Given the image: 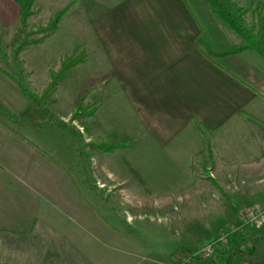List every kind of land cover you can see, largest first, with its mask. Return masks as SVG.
<instances>
[{"label": "crops", "instance_id": "obj_1", "mask_svg": "<svg viewBox=\"0 0 264 264\" xmlns=\"http://www.w3.org/2000/svg\"><path fill=\"white\" fill-rule=\"evenodd\" d=\"M66 6L58 28L43 41L65 18L79 21L84 29L77 33V44L98 60L96 80L101 84L114 79L142 130L160 146H167L192 120L208 134L240 118L264 122V78L242 61L246 51L212 62L196 46L197 39L213 49L241 42L219 22L208 0H35L30 19L44 25ZM18 30L16 0H0L2 46L6 35L18 40ZM5 76L0 70L1 85ZM13 137L15 142L5 147L0 140V264H175L172 253L179 246L193 249L225 233L217 224L209 234L193 225L176 232L178 238L172 239L167 254L104 253L91 227L101 226L104 232L112 228L94 208L81 207L77 185L82 181L72 180L59 166H27L29 158L19 160V152L13 150L19 144ZM250 162L254 180L264 186V151ZM210 174L215 178L211 170ZM233 182L234 190L242 185ZM261 201L264 196L254 206ZM77 211L79 217L73 215ZM233 222L229 243L246 253L235 264H264V225L239 228V220Z\"/></svg>", "mask_w": 264, "mask_h": 264}, {"label": "rangeland", "instance_id": "obj_2", "mask_svg": "<svg viewBox=\"0 0 264 264\" xmlns=\"http://www.w3.org/2000/svg\"><path fill=\"white\" fill-rule=\"evenodd\" d=\"M238 1L247 8L264 3V0H250V4L248 0ZM30 18V28L42 25ZM251 18L248 13V21ZM83 29L79 21L65 18L48 40L43 41L50 34L31 36V43L17 60L11 53L16 36L4 37L5 57L0 58V70L17 78L19 65L27 86L38 95L48 84L50 71L58 69L62 58L85 59L65 73L56 90L42 102L41 110L26 100L15 80L4 77L6 83L0 84V98L13 113L28 110L30 120L12 123L0 115L2 146L15 142L16 136L19 144L13 150L19 152V160L29 158L27 166H59L72 180L80 184L82 181L81 186L77 185L78 197L81 190V207L84 211L88 210L86 206L94 208L112 228L104 232L101 226L91 227L103 244L100 249L104 253L112 255L125 250L150 257L160 250L167 254L172 239L178 238L177 231L184 232L194 225L209 234L216 224L219 229L235 224V218L239 220L245 209L264 196V186L254 180L251 170L254 166L250 162L259 150L264 151V122L255 121L252 116L240 118L216 134H208L191 123L167 146H160L142 130L114 79L101 84L96 80L98 60L77 44V33ZM18 31L20 38V24ZM233 36L240 41L237 35ZM37 39L42 40L36 43ZM241 58L264 78V59L259 54L246 51ZM78 98V112L85 109L93 113L89 117L80 114L71 120ZM126 140L129 146L113 152L97 148ZM210 170L215 178L209 175ZM136 175L145 183L141 184ZM107 179L114 185L108 186L104 182ZM234 179L242 181L237 190ZM260 205L264 206V201ZM73 215L81 214L77 211ZM179 248L189 250L185 246Z\"/></svg>", "mask_w": 264, "mask_h": 264}, {"label": "trees", "instance_id": "obj_3", "mask_svg": "<svg viewBox=\"0 0 264 264\" xmlns=\"http://www.w3.org/2000/svg\"><path fill=\"white\" fill-rule=\"evenodd\" d=\"M16 2L19 7V24L22 36L18 38L11 53L13 58L17 60L20 53H22L25 47L31 43V36H33L34 34H44V36H47L53 33L58 28V23L61 17L66 13L68 7L66 6L62 10L53 14L46 25H41L35 29H32L29 27V18L35 13L33 8L35 0H16ZM208 2L211 7L212 13L217 17L219 22L232 33L237 35L240 38L241 42L228 48L213 49L201 39H197L196 46L204 54V56L213 62L216 59L236 55L243 51H253L259 54L264 59V3H258L254 8H247L242 6L238 0H208ZM248 13L252 15L250 21H248L247 19ZM42 39H37L35 40V42L39 43ZM0 55L1 58L4 59L5 56L2 48L1 38ZM84 59V57L73 56L62 58L59 62L58 69L55 71H50L49 82L40 95L33 92L27 86L26 82L23 79V74L19 65H17V78L10 76L4 71L2 72L10 79L16 81L18 90L32 106L41 110L42 102L56 90L60 80L63 79L65 73L72 67H74L77 63H79V61H83ZM79 102L80 100L78 98L75 102L76 111L71 115V120L75 119L80 114L89 117L93 113V110L86 111L85 109L83 110V112L79 113ZM243 113V110L239 111V114ZM0 115H5L12 123H22L28 122L30 120V112L28 110L13 113L8 109L1 98ZM191 123H194V121L192 120ZM126 146H129V141L127 140L111 144L109 143L98 145L97 148L104 152H113L116 149L124 148ZM260 155H262V153ZM260 158L261 156H258L256 159ZM136 177L141 184L145 183L144 180H142L137 175ZM222 229L225 233L229 231L228 227H223ZM188 249L191 250L190 248ZM240 258H246L245 251L234 248L231 243L228 242L222 248L217 250L214 260L204 262V264H235V261Z\"/></svg>", "mask_w": 264, "mask_h": 264}, {"label": "built area", "instance_id": "obj_4", "mask_svg": "<svg viewBox=\"0 0 264 264\" xmlns=\"http://www.w3.org/2000/svg\"><path fill=\"white\" fill-rule=\"evenodd\" d=\"M212 176V174H210ZM264 225V206L255 205L244 210L239 219V228ZM229 242V233H224L218 240L203 242L191 250H178L175 264H198L214 260L218 249Z\"/></svg>", "mask_w": 264, "mask_h": 264}]
</instances>
